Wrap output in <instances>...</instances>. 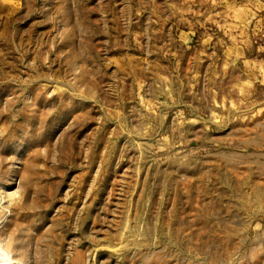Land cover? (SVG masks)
<instances>
[{"label":"rangeland","instance_id":"374dc122","mask_svg":"<svg viewBox=\"0 0 264 264\" xmlns=\"http://www.w3.org/2000/svg\"><path fill=\"white\" fill-rule=\"evenodd\" d=\"M5 254L264 264V0H0Z\"/></svg>","mask_w":264,"mask_h":264},{"label":"clouds","instance_id":"9594fccd","mask_svg":"<svg viewBox=\"0 0 264 264\" xmlns=\"http://www.w3.org/2000/svg\"><path fill=\"white\" fill-rule=\"evenodd\" d=\"M16 192H19V189L15 190ZM2 264H16V262L12 261L7 254L4 255Z\"/></svg>","mask_w":264,"mask_h":264}]
</instances>
